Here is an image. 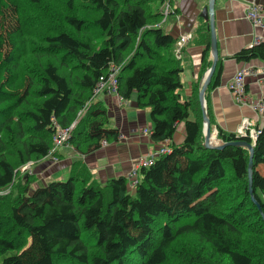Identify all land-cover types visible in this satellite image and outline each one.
<instances>
[{
  "label": "trees",
  "instance_id": "1",
  "mask_svg": "<svg viewBox=\"0 0 264 264\" xmlns=\"http://www.w3.org/2000/svg\"><path fill=\"white\" fill-rule=\"evenodd\" d=\"M43 1L0 0V264H264V125L256 128L254 200L249 149L205 147L200 84L181 99L177 38L159 25L165 0H55L51 15ZM22 5L46 11L27 17ZM88 29L99 45L79 36ZM29 36L40 40L30 57ZM210 56L208 40L201 77ZM233 57L264 59V41ZM112 64L120 97L138 93V106L151 110V139L169 151L141 167L134 184L126 175L97 180L78 158L66 179L34 186L21 166L50 154L58 126L74 124L66 142L83 154L119 138L92 98ZM221 73L219 64L206 94ZM207 111L218 138L253 141L215 126L209 103Z\"/></svg>",
  "mask_w": 264,
  "mask_h": 264
},
{
  "label": "crops",
  "instance_id": "2",
  "mask_svg": "<svg viewBox=\"0 0 264 264\" xmlns=\"http://www.w3.org/2000/svg\"><path fill=\"white\" fill-rule=\"evenodd\" d=\"M207 3L208 0H173L174 13L163 17L159 24L177 39L181 35L190 34V40L182 47L177 43L175 45V53L182 67V87L179 90L182 100H187L193 95L195 84H201L204 77H201L202 57L211 33L208 21L201 16V11ZM251 4L260 5L264 12V0H215L218 65H222V73L220 83L207 91L206 102L211 108L215 126H220L228 132H237L248 120L254 128L264 125V111L262 113L250 105L238 103L230 89V83L238 70L246 68L249 71L246 75L249 97L254 100L264 98V59L240 61L233 57L241 49L255 44L257 39L264 38V29L255 25L248 16L247 10ZM210 58L212 59V56ZM206 71L207 69L204 74ZM137 96L136 91L128 99L114 93H102L98 96V100L107 108V126L117 128L120 131L119 138L104 143L102 141L98 148L85 154L70 144L62 145L59 149L62 154L59 162L43 159L38 163L35 171L38 176L33 185L40 186L41 181L49 182L55 178L68 177L71 163L78 158L89 166L97 180L106 181L120 175L129 177L139 158L150 156L160 148V145L151 139V110L139 107ZM192 116L194 117V114ZM145 128L150 131H144ZM184 138L185 129L182 122L174 140L180 143ZM53 166H56V169Z\"/></svg>",
  "mask_w": 264,
  "mask_h": 264
},
{
  "label": "built area",
  "instance_id": "3",
  "mask_svg": "<svg viewBox=\"0 0 264 264\" xmlns=\"http://www.w3.org/2000/svg\"><path fill=\"white\" fill-rule=\"evenodd\" d=\"M163 14L164 18H166L171 12H173L174 7L171 4V0H165L163 3ZM249 18L253 21V23L259 27L264 29V12L261 10L260 5L251 4L247 10ZM190 40V34L181 35L177 39V45L182 47ZM264 41L263 39H257L256 43ZM249 71L246 68H241L238 70L236 75L234 76L232 82L230 83V89L235 95V98L238 103L242 105H250L256 111L262 112L264 111V98L259 100H254L249 97V93L247 90L246 85V75ZM118 73H119V66L112 64L111 70L106 74L102 75L100 80L98 81L97 85L95 86L92 94V98L96 99L102 93H114L120 97L118 93ZM74 127V124L69 128H62L60 126L57 127L56 134L54 135V146L51 149L49 155H51L54 151L64 145L67 139L71 135V130ZM215 132H217V128H214ZM144 131L149 132L150 130L145 128ZM240 136L249 135L252 140H256L257 138V129L251 127L250 122L248 121L245 125L240 127L237 131ZM106 142V140H103ZM169 151L168 147H160L159 149L155 150L150 156L141 157L136 162L135 166L133 167L132 171L130 172L129 178L131 179V183H135L137 181V174L141 167L146 166L152 163L156 157L159 155L166 153ZM29 165H26L24 169H28ZM32 170L30 169V172Z\"/></svg>",
  "mask_w": 264,
  "mask_h": 264
},
{
  "label": "water",
  "instance_id": "4",
  "mask_svg": "<svg viewBox=\"0 0 264 264\" xmlns=\"http://www.w3.org/2000/svg\"><path fill=\"white\" fill-rule=\"evenodd\" d=\"M201 16L205 18L209 24L208 27L211 33L210 48H211V56H212V63L210 67L207 69L206 73L204 74L199 89V99L203 110L204 146L212 149L214 148L221 149L227 145H242V146H246L249 149L250 151L249 165H248L249 190L252 193V198L255 200L254 198L255 196L253 194V188H252L253 156H254L255 140L251 142L241 137L235 141H223L222 139L221 140L217 139L216 136L213 134V130L211 127V120L207 111L206 90L213 78L219 60L218 39H217V30H216V22H215V0H208V3L202 8Z\"/></svg>",
  "mask_w": 264,
  "mask_h": 264
},
{
  "label": "rangeland",
  "instance_id": "5",
  "mask_svg": "<svg viewBox=\"0 0 264 264\" xmlns=\"http://www.w3.org/2000/svg\"><path fill=\"white\" fill-rule=\"evenodd\" d=\"M43 3H44L45 5H48L47 8H48V10H49V14H50V15L52 14V11L56 10V7H57V6H56V2H55V0H44ZM22 6H24V5H22ZM42 11H46V10L44 9V6H42L41 8H39V7H35V6H29V7H25V6H24V9H23V13H25L27 17H29V16H32V17H38L39 13L42 12ZM44 22H46V21L44 20ZM39 23H40V22H39ZM54 25L57 27V23H55ZM67 28H69V27H67ZM57 29H58V27H57ZM88 31H89V33H87ZM88 31H80V32H78V34H79L80 37H81V36H83V37H87V39L89 38V37H88L89 35H93L94 38H92V39H90V40H91L92 42L96 43V44L98 43V45H99V43H100V41H101L100 36H99L98 34L96 35V34H95L96 32H94V31H93V33H91L92 30H90V29H88ZM87 34H88V36H87ZM29 37H30V36H29ZM30 38H31V39H30ZM30 38H29V42H30V44H31V51H30V53H29V57L32 55L31 52H32L33 50H35L36 48H38L39 41H40V40L38 39V36H37V37H30ZM96 40H98V42H97ZM42 60H43V62H46V61H48V60H52V61H53L52 58H50V57H46V56H42ZM67 71H68V70H67ZM183 123H184V122H183ZM214 128H215V127H214ZM213 130H214V129H213ZM217 133H218V132H215V130L213 131V134L216 136V138L219 139V140H221L220 138H218ZM67 144H69V143L66 142L64 145H67ZM43 159H48L50 162H56V161L59 162L61 158L54 157V156H53V153H52L51 155H48V156L42 158L41 160H38V161H32V162L25 163V165L21 166V171H22L23 173H24V172H30V169H31L32 171H31L30 173H32V176H36V179H37L38 174H37V172H35V171H36V168H37L38 163L41 162ZM29 164H30V167H29L28 169H24V167H25L26 165H29ZM135 164H136V162H135ZM52 165H53V164H52ZM50 167H51V165H50ZM53 168L56 169V166H53ZM38 169H39V168H38ZM51 171H54V170H51ZM33 179H35V178H33ZM36 179H35V180H36ZM64 179H66V177H65ZM34 182H35V181H34ZM47 182H48V181H47ZM47 182L41 181V182H40V186L46 184Z\"/></svg>",
  "mask_w": 264,
  "mask_h": 264
},
{
  "label": "bare ground",
  "instance_id": "6",
  "mask_svg": "<svg viewBox=\"0 0 264 264\" xmlns=\"http://www.w3.org/2000/svg\"><path fill=\"white\" fill-rule=\"evenodd\" d=\"M173 1V0H172ZM163 7V6H162ZM162 11V10H161ZM174 13V12H173ZM172 14V13H171ZM171 16V15H170ZM164 20V19H163ZM99 97H100V95H99ZM87 107V106H86ZM85 107V108H86ZM83 111V110H82ZM263 113V112H262ZM80 115H81V113H80ZM79 115V116H80ZM249 121V120H248ZM237 131V130H236ZM68 140V139H67ZM106 140V139H105ZM235 141V140H234ZM69 143V142H68ZM104 143V142H103ZM104 145V144H103ZM165 147H167V146H165ZM171 149V148H170ZM157 150V149H156ZM156 160V159H155ZM154 162V161H153ZM148 166V165H147ZM140 173V172H139ZM253 175V174H252ZM138 176H139V174H138ZM138 181V180H137ZM255 195V194H254ZM256 197V196H255ZM256 199V198H255ZM258 202V201H257ZM255 203V202H254Z\"/></svg>",
  "mask_w": 264,
  "mask_h": 264
},
{
  "label": "clouds",
  "instance_id": "7",
  "mask_svg": "<svg viewBox=\"0 0 264 264\" xmlns=\"http://www.w3.org/2000/svg\"><path fill=\"white\" fill-rule=\"evenodd\" d=\"M214 131V130H213Z\"/></svg>",
  "mask_w": 264,
  "mask_h": 264
}]
</instances>
